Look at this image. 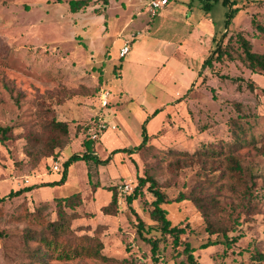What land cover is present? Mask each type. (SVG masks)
<instances>
[{"label": "rangeland", "instance_id": "rangeland-1", "mask_svg": "<svg viewBox=\"0 0 264 264\" xmlns=\"http://www.w3.org/2000/svg\"><path fill=\"white\" fill-rule=\"evenodd\" d=\"M88 1L72 11V0H0V127L11 128L6 139L0 132V195L37 186L0 203V264H104L91 257L59 256L60 248L41 251L28 236L29 230L46 229L57 219V200L76 192L81 204L65 206L67 213L78 214L71 226L103 240V252L118 258L105 264H123L124 258L131 260L128 264H156L151 245L136 231L139 216L153 223L150 181L140 197L127 200L141 176L155 178L171 199L180 192L202 196L216 233H209L204 213L192 200L164 204L174 224L187 225L184 238L196 248L200 264H263L257 257L264 254V74L227 57L202 69L228 29L227 13L234 6L218 0L207 10L202 0H170L155 16L149 0ZM252 13L264 24V0L235 12L230 32H252ZM252 40L254 49L263 52L264 35ZM127 41L131 50L121 59ZM248 80L255 82L254 91ZM103 86L111 96L102 108ZM156 109L161 110L151 121ZM97 116L109 129L94 150L101 158L111 155L110 165L85 161L81 180V164L74 165L68 171L71 179L58 191L41 189L51 182L48 176L61 178L63 166L55 172L51 156H41L42 145L32 139H48L53 118L66 122L68 144L56 149V160L63 164L86 151L85 126ZM148 117L143 148L131 155L112 152L140 144ZM236 124L245 126L249 142L231 145ZM109 141L113 150H104ZM212 144L240 157L241 180L226 171L225 161L220 169L209 167L201 152ZM120 184L133 190L120 191ZM113 191L116 214L103 210ZM224 233L237 240L201 247L208 240H224ZM185 258L162 242L157 264Z\"/></svg>", "mask_w": 264, "mask_h": 264}, {"label": "trees", "instance_id": "trees-1", "mask_svg": "<svg viewBox=\"0 0 264 264\" xmlns=\"http://www.w3.org/2000/svg\"><path fill=\"white\" fill-rule=\"evenodd\" d=\"M104 4H108L109 0H102ZM204 3V8L209 10L213 4L218 0H202ZM224 2H229L232 5V10L227 13L226 19V28H228L221 38L217 41L216 47L211 51L210 55L204 59L202 63V69L213 66L214 61H222L225 57L234 61L239 59L242 61L244 66L248 68L253 73H262L264 74V51L259 52L254 49V44L252 38H260L261 34L264 35V24L258 19V15L256 13L251 14V26L253 28L252 32H248L249 36L246 34L245 30H238L233 34L230 32L229 25L232 16L235 12H238L241 8L249 6L250 4L255 3L257 0H223ZM88 0H72L71 9L72 11H77L82 6L88 4ZM251 33V34H250ZM234 35V36H233ZM123 58V57H121ZM201 69V70H202ZM202 71H200L201 73ZM231 79L238 80L239 78L231 77ZM247 87L254 91L256 88V84L253 80L247 81ZM191 88H189L190 90ZM188 90V91H189ZM264 92V89H263ZM160 109H156L149 117L155 116ZM146 119L142 126V136L143 140L140 144L135 147H123L115 149L114 153L118 151H124L128 153H133L138 149L143 148L148 139L149 134L147 131V122L150 119ZM99 117H95L91 119L85 126L86 130L94 123L99 121ZM236 128L233 129L234 141L231 145L235 143H244L249 142L245 126H241L240 124L235 125ZM51 127L54 130L53 134L50 135L48 139H45L43 142L38 139H32V141L38 142L42 145L41 148V156H51V160L57 161L58 154L56 152L57 148H64L68 144V135L69 129L68 124L66 122L57 120L53 118L51 121ZM11 128L0 127V132L2 133V139H6L10 137ZM97 140L92 139L88 135V139L84 141V146L86 151L83 154L74 153L69 156L63 162V171L62 176L59 180H54L49 182L47 185H61L63 184L68 177V171L70 166L79 160L84 161H94L98 164H107L111 160V156L107 158H100L94 148V144ZM33 145H36L35 143ZM262 153H264V147L261 148ZM197 152V151H196ZM195 153V152H194ZM194 153H189L193 155ZM201 154L205 155L208 158V165L212 167L213 170L220 169L219 167L226 162V171L235 175L238 180H241L244 174V170L241 164L240 157L235 155L234 153L224 154L221 146L217 145H209L205 149L202 150ZM150 181V185L148 186V190L151 191L154 195L153 200L150 202L152 205L150 210V217L153 220L152 224H146L145 221L139 216V220L136 223V231L145 241H147L151 245L152 259L154 263H159L161 261V243H168L173 247L175 251L176 257H182L183 255L186 257L185 259L179 260L178 264H200L198 258L195 255L196 248L191 244L189 240L184 238V235L187 233V225H183L182 223H173L172 220L168 216V210L164 206V204L172 202V201H183L186 199L192 200L199 209L204 213L205 218L208 223L209 233H216L217 230L211 225L210 217L205 210V204L202 196L198 195H188L184 192H180L178 196L174 199L168 197L167 193L157 184V180L152 176L147 177H139V182L135 188V191L127 196V200L131 203L133 200L137 199L143 194V189L146 186V183ZM36 185H28L19 189H11L7 194L0 195V203L5 202L7 199H11L13 197L19 196L25 192L33 190ZM113 188H111L112 190ZM81 204V195L79 192L71 194L69 196L62 197L57 200V216L58 218L52 221H49L46 229L35 230L31 229L28 231V236L30 239L37 240L39 242V249L44 251L46 248H53V250L61 249L59 256L70 257L73 256H81V257H91L95 259H100L105 263L117 262L118 258L113 256H109L103 252L104 242L103 240L93 234L83 233L78 234L71 226L72 220L78 216L76 212L67 213L65 210V206H69L72 209L76 208ZM118 195L116 191H113L111 201L108 205H106L103 210L106 213L116 214L118 211ZM42 221V220H41ZM148 233V234H147ZM224 240H208L203 243L204 246L201 247H209L212 245H216L219 243H223V241H228L227 245L233 243L237 240V237L232 239L228 238V236L224 233ZM231 240V242L229 241ZM262 260L264 264V254H260L257 257ZM131 260L124 258L121 260L123 264L130 263Z\"/></svg>", "mask_w": 264, "mask_h": 264}, {"label": "built area", "instance_id": "built-area-1", "mask_svg": "<svg viewBox=\"0 0 264 264\" xmlns=\"http://www.w3.org/2000/svg\"><path fill=\"white\" fill-rule=\"evenodd\" d=\"M169 2L170 0H149L148 6L150 8L151 14L152 15L158 14V12H160V10L163 9ZM130 49H131L130 42L127 41L120 50L119 53L120 57H125L130 52ZM110 95H111L110 90H108L105 86H103L100 90L101 106L106 107L109 105ZM108 128H109V124L105 120L99 119L97 123L92 124L87 129V133L92 139L98 140L100 135ZM52 168L54 171H60L61 170L60 162L54 161ZM119 190L123 192H128V191H132L133 187L130 184H120Z\"/></svg>", "mask_w": 264, "mask_h": 264}, {"label": "crops", "instance_id": "crops-1", "mask_svg": "<svg viewBox=\"0 0 264 264\" xmlns=\"http://www.w3.org/2000/svg\"><path fill=\"white\" fill-rule=\"evenodd\" d=\"M172 1V0H171ZM149 2V1H148ZM167 8V7H166ZM156 16V15H155ZM131 50V49H130ZM211 51V50H210ZM210 53V52H209ZM123 58H125V57H123ZM123 58H121V59H123ZM204 61V60H203ZM183 64H189V63H184L183 62ZM190 65V64H189ZM122 66H123V63H122ZM123 68V67H122ZM192 85V84H191ZM111 96V95H110ZM133 100V99H132ZM165 107V106H164ZM164 107L163 108H161L162 110L164 109ZM102 108H103V106H102ZM160 109V110H161ZM155 111V110H154ZM153 111V112H154ZM160 112V111H159ZM159 112L156 114V115H158L159 114ZM162 113H164L163 111H162ZM161 114V113H160ZM103 115V114H102ZM155 115V116H156ZM155 116L154 117H152L150 120L152 121V120H154L155 119ZM103 119V118H102ZM104 120V119H103ZM149 120V121H150ZM148 121V122H149ZM107 122V121H106ZM108 123V122H107ZM121 125H123L122 123H120ZM148 124V123H147ZM117 126V125H116ZM123 127H124V125H123ZM109 129V128H108ZM107 129V130H108ZM118 128H116L115 130H117ZM106 134H108V131H106ZM120 137H122V136H120ZM121 140H123V142L124 143H122L123 145L124 144H126L125 143V139H123V138H120ZM99 140V139H98ZM97 140V141H98ZM115 140V139H114ZM113 143V141H109V144L107 145V147H104L105 149L104 150H106L107 148L109 149V151H111V150H113V149H111L112 147H110V144H112ZM115 146V145H114ZM97 147V146H96ZM120 148H123L122 146H119ZM124 147H126V146H124ZM128 147V146H127ZM116 149H118V148H116ZM128 153V152H127ZM134 153V152H133ZM133 153H129L130 155L131 154H133ZM111 156V155H110ZM108 157V156H107ZM106 157V158H107ZM101 158V157H100ZM102 159H104V158H102ZM84 160H79V161H76L74 164H72L71 166H70V173H71V167L72 166H79L80 164H81V170H82V176H80V180L83 178V175H84V169H83V165H84ZM61 164V163H60ZM109 165H110V163H108ZM62 166H63V164H61V170H62ZM55 172H60V171H55ZM56 173H54V174H52V175H50V176H48L49 177V180L48 181H54V180H59L60 178H58L59 176L58 175H55ZM71 178H69L68 177V179L63 183V184H65L66 182H68L69 180H70ZM63 184H61V185H63ZM61 185H45V186H42L41 187V189H48L49 191H54V190H56V191H58V186H61Z\"/></svg>", "mask_w": 264, "mask_h": 264}]
</instances>
